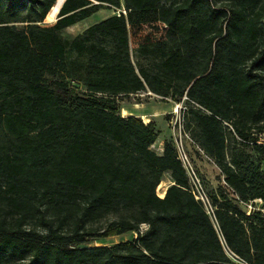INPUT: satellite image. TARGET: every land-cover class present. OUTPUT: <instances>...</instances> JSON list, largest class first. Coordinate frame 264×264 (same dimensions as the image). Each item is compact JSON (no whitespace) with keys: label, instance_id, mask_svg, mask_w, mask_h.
Returning a JSON list of instances; mask_svg holds the SVG:
<instances>
[{"label":"trees","instance_id":"obj_1","mask_svg":"<svg viewBox=\"0 0 264 264\" xmlns=\"http://www.w3.org/2000/svg\"><path fill=\"white\" fill-rule=\"evenodd\" d=\"M55 1L0 0V264H264V0H123L70 40L121 2L64 0L44 22ZM133 36L160 59L134 64ZM144 90L198 105L184 129L219 169L213 218L173 138L159 155L155 122L120 115Z\"/></svg>","mask_w":264,"mask_h":264},{"label":"rangeland","instance_id":"obj_2","mask_svg":"<svg viewBox=\"0 0 264 264\" xmlns=\"http://www.w3.org/2000/svg\"><path fill=\"white\" fill-rule=\"evenodd\" d=\"M107 8L111 9V7H107ZM55 12L56 10L53 11V15L55 14ZM109 12H110L109 10L105 9V10H102L101 12L92 14L90 17H88L87 19L77 24V26L64 29L62 32L63 36L66 39H69V40L72 39L73 34L77 33L81 28H85L86 26H90L94 24L95 22L100 21L101 20L100 16H104ZM115 13H116V10H114V14ZM44 22H46V19H44ZM16 24L18 26H21L24 23H16ZM146 29L148 31L150 30L149 27ZM158 37H159V32H155V38H158ZM155 38H152L153 40L148 45L149 49H153L155 47L156 45ZM134 47H135V39H133L132 37L131 46H130V48H132V51L130 49V55H131L132 60L135 61V63L136 61H140V64H148L151 61L160 59L161 55L154 53V51L150 50V54L146 55L140 52L137 46H136V52H134L133 51ZM70 55H71L70 56L71 59L75 58V54L72 53ZM83 59H84L83 57L79 58L80 61H83ZM70 73L72 75L80 77V75L83 74V69L81 67L72 68L70 69ZM69 78H73V80H75V83L78 82L77 83L79 85L78 89H80V91H84V86H82L81 81L79 82L75 77L69 76ZM117 100L120 106L121 116L126 117L128 115L134 114L136 117H140V119L143 122H145L146 119H148V122L154 121L156 127L160 130L159 135L157 137L158 139H161L163 136H165V134H167L166 136L167 138L170 136L174 138V131L169 121V118H170L169 112L171 111L172 107L174 106V103L177 100L154 94L148 90L130 94L129 96H118ZM124 110H126V113L123 112ZM158 139H156L154 144L151 146V148L155 152L157 151ZM184 145L189 155V158L191 160V163L196 169L206 191L210 192L212 190H216L219 186V183L216 180V175L219 172L218 167L213 163L211 159L206 157L199 150V148L193 143L191 138L190 139L184 138ZM246 149L248 150V148ZM250 155L253 159L255 158L254 152L250 151ZM262 168H264V164H262ZM163 178H167V175H165ZM165 183H167V181ZM165 183L163 184L164 188L166 187ZM159 193H161V187H159ZM261 203L262 202H253V208L251 209L250 213L259 210L261 208ZM248 204L249 203L247 202V203H244L242 206V208L246 210V214L248 212ZM133 237H135V234L128 232L122 235L108 237L100 241H92L89 245L90 246L111 245L119 241L132 239Z\"/></svg>","mask_w":264,"mask_h":264},{"label":"built area","instance_id":"obj_3","mask_svg":"<svg viewBox=\"0 0 264 264\" xmlns=\"http://www.w3.org/2000/svg\"><path fill=\"white\" fill-rule=\"evenodd\" d=\"M115 14L118 16L120 14L125 15L126 11L124 7H122V8L116 9ZM188 102H190V104L193 107L198 106L193 101H190L188 97L184 94L178 101L174 103V106L169 112L170 114L169 121L174 131V138H173L174 146L176 148L177 158L181 162L182 166L184 167L187 177H188V191L193 195V197L196 200L200 201L203 204L206 212L209 215H212L213 207L210 203V199L208 197L207 191L204 185L202 184V181L196 169L191 163V160L189 158V155L184 145V138L189 139V135L184 129V113L188 110ZM224 124L230 127V125L227 122H224ZM253 202H262V200L254 199L252 201H249L247 214L251 212V209L253 208ZM262 211H264V209H262Z\"/></svg>","mask_w":264,"mask_h":264},{"label":"crops","instance_id":"obj_4","mask_svg":"<svg viewBox=\"0 0 264 264\" xmlns=\"http://www.w3.org/2000/svg\"><path fill=\"white\" fill-rule=\"evenodd\" d=\"M63 1L64 0H56L55 2H54V4H53V6H52V8L49 10V12H48V15H47V18H46V20L48 21V22H50V21H53V20H55V18H56V15H57V12H58V9L60 8V6H61V4L63 3ZM120 2H121V7L120 8H122L123 7V0H120ZM107 7H111V9H108ZM113 8V9H112ZM105 9H107V10H109L110 12L109 13H107L106 15H104V16H100L101 17V20L102 19H104V18H106V17H108V16H111V15H113L114 14V10H116V9H119V8H115V7H113V6H110V5H108V6H105L104 8H101V9H99L97 12H101L102 10H105ZM54 10H56V12H55V14L53 15V11ZM97 12H95V13H97ZM94 13V14H95ZM90 17V16H89ZM88 18V17H87ZM87 18H84V19H82V20H80V21H78V22H76V23H74V24H72V25H70V26H67L66 28H69V27H75V26H77V24H79L80 22H82L83 20H85V19H87ZM96 23V22H95ZM88 26H86L85 28H87ZM65 28V29H66ZM85 28H81L77 33H75V34H73V37L75 36V35H77L78 33H80V32H82ZM133 39H135V47H134V49H133V51L134 52H136V46L138 47V45L139 44H141V38L140 37H138V36H133ZM130 46H131V39H130ZM131 49V51H132V48H130ZM133 61V60H132ZM133 63L134 64H136L137 63V65H140V61H136V63H135V61H133ZM133 114V113H132ZM134 115V114H133ZM135 116V115H134ZM158 129V128H157ZM158 131L160 132V130L158 129ZM159 135V134H158ZM167 136V134H165V136H163L161 139H158V145H157V151H156V153L157 154H162V152H163V146H164V141H165V139L167 138L166 137ZM165 175H167V178H162V181H161V184H160V187H161V194H163L164 192H165V190L168 188V186L167 187H163V184L167 181V182H169V185L170 184H172V181L170 180V177H169V175L168 174H165ZM164 175V176H165Z\"/></svg>","mask_w":264,"mask_h":264},{"label":"bare ground","instance_id":"obj_5","mask_svg":"<svg viewBox=\"0 0 264 264\" xmlns=\"http://www.w3.org/2000/svg\"><path fill=\"white\" fill-rule=\"evenodd\" d=\"M123 112L126 113V110H124ZM145 122H148V119H146ZM165 186H169V182L165 183Z\"/></svg>","mask_w":264,"mask_h":264}]
</instances>
